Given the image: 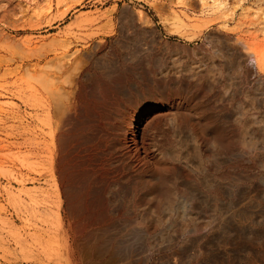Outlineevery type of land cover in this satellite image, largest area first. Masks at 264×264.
I'll return each instance as SVG.
<instances>
[{
	"label": "rangeland",
	"instance_id": "obj_1",
	"mask_svg": "<svg viewBox=\"0 0 264 264\" xmlns=\"http://www.w3.org/2000/svg\"><path fill=\"white\" fill-rule=\"evenodd\" d=\"M0 264H264V0H0Z\"/></svg>",
	"mask_w": 264,
	"mask_h": 264
},
{
	"label": "bare ground",
	"instance_id": "obj_2",
	"mask_svg": "<svg viewBox=\"0 0 264 264\" xmlns=\"http://www.w3.org/2000/svg\"><path fill=\"white\" fill-rule=\"evenodd\" d=\"M205 4H206V3H205ZM221 5H222V4H221ZM220 7H222V6H220ZM140 15H141V12H140ZM140 15H139V16H140ZM141 19H143V18L141 17ZM242 45H243V44H242ZM243 46H244V45H243ZM244 47H245V46H244ZM245 49H246V48H245ZM249 49H250L249 52L246 51L247 54H249V56H250L249 58H252V60H253L255 63H258V62H259L258 64H260L262 61H259L260 58H259V55H258V53H257L258 51L256 52V50L254 51L253 49H252L253 51H251V48H249ZM246 50H247V49H246ZM261 60H262V59H261ZM258 66H259V65H258ZM232 168H233V166H232ZM182 207H183V206H182Z\"/></svg>",
	"mask_w": 264,
	"mask_h": 264
}]
</instances>
